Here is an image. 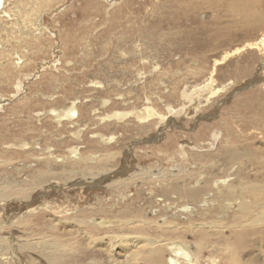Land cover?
I'll use <instances>...</instances> for the list:
<instances>
[{"label":"rangeland","instance_id":"1","mask_svg":"<svg viewBox=\"0 0 264 264\" xmlns=\"http://www.w3.org/2000/svg\"><path fill=\"white\" fill-rule=\"evenodd\" d=\"M257 3L264 12V1ZM225 6L223 0H2L0 221L35 216L45 239L65 253V264H111V254L117 264H127L129 255L128 264H155L145 249L127 245L134 233L184 241L189 257L210 264L209 256L218 252L211 242L220 248L227 235L233 238L231 224L242 214L237 203L221 208L213 188L205 186L210 200L202 206L188 204L190 216L181 207L188 203L186 198L173 193V202H166L158 182L147 185L140 178L124 196L97 180L103 168L125 166L140 174L145 168L174 166L183 171L180 180L195 177L190 184L196 185V180L197 187L208 180L230 184L250 176L255 185L264 184V133L255 117L264 104V50L246 46L260 42L264 26L245 25L226 14ZM132 28L138 41L125 43L129 53L115 43L131 35ZM166 32L175 33L169 42ZM154 35L159 38L148 44ZM231 51L210 82L216 59ZM131 66L133 71H124ZM71 108L78 117L66 114ZM170 119L174 125L167 124ZM143 124L149 128H141ZM162 130L166 135L152 140ZM197 134L203 139L194 142ZM202 141L203 148H196ZM231 151L240 156L232 163L227 155ZM193 153L200 155L203 167L190 159ZM247 153L252 154L251 162ZM40 167L53 170L52 175L38 176ZM77 169L81 173L75 175ZM127 212L131 217L143 213L148 222L140 229L119 226ZM87 218H106L111 225L91 229L85 226ZM165 220L172 228L163 226ZM202 220L217 225L196 229ZM31 229L21 228L24 233ZM253 230L233 247L240 264H264V224ZM115 234L126 240L116 252L108 243ZM6 235L13 236L1 231L0 248L8 245ZM201 239L200 252L196 243ZM19 250L8 246L0 253V264H54L55 254ZM134 253L145 260L136 255L133 259Z\"/></svg>","mask_w":264,"mask_h":264},{"label":"bare ground","instance_id":"2","mask_svg":"<svg viewBox=\"0 0 264 264\" xmlns=\"http://www.w3.org/2000/svg\"><path fill=\"white\" fill-rule=\"evenodd\" d=\"M225 3V9H226V14L232 16L233 18H235L236 20L244 23L247 26H256V25H262L264 26V12H261L260 9L258 8V1H264V0H223ZM1 3L2 0H0V7H1ZM3 8V7H2ZM2 13V11H1ZM5 15V14H4ZM1 16V15H0ZM230 23V22H229ZM227 24V22H226ZM206 30V29H205ZM130 34L133 35L132 29H129ZM171 34V35H170ZM175 34L173 32H166L164 33V38L166 40V42L171 41L174 37ZM129 34H125L123 36H120V42L115 43L118 46L125 48V50L127 52L130 53L129 50H127V48L124 46L125 43L128 40H131L132 42H136L138 40H134V35L131 36ZM159 36L158 35H154L153 37H150L149 39V43L151 44L153 41H155L156 39H158ZM262 38V37H261ZM92 39V38H91ZM133 39V40H132ZM95 41V40H94ZM195 41V40H194ZM193 41V42H194ZM86 42V41H85ZM92 43V41H91ZM83 44V43H82ZM90 45V44H89ZM263 46V48H260V46ZM246 46H248V48L251 49H258L259 51L264 50V35L263 38L260 40V42H249L246 44ZM246 46L244 45V47H239L237 48L235 51H240L241 49H245ZM197 47V46H196ZM121 48V49H122ZM195 50V49H193ZM200 50V49H197ZM202 50V48H201ZM89 51V50H88ZM133 52L135 53V48H133ZM191 52V51H190ZM205 53V52H203ZM231 52H227L226 55L223 57V59H216L215 65L213 66L212 70L210 71V82L214 80V73L217 70V66L219 64L222 63L223 60H225L230 54ZM191 54V53H190ZM89 55V54H88ZM93 55V54H92ZM116 55V54H115ZM207 55V54H206ZM1 56V55H0ZM113 56V55H112ZM3 57V56H2ZM90 57V56H89ZM132 57L136 58L139 57L138 55L133 56ZM206 57V56H205ZM202 58V57H201ZM3 59V58H2ZM199 59V58H198ZM24 60V59H23ZM26 60V59H25ZM187 63V62H186ZM195 63V62H194ZM127 65V64H126ZM22 67V66H21ZM123 67V66H122ZM119 68V67H118ZM17 69V68H16ZM18 70V69H17ZM134 70V66H131L128 69H125L124 71L128 72L129 71H133ZM200 70V69H199ZM19 71V70H18ZM203 72V71H202ZM201 74V73H200ZM216 74V73H215ZM32 76V75H31ZM8 78V77H7ZM10 80V79H9ZM6 81V80H5ZM250 82V81H249ZM257 83V82H256ZM246 86V85H244ZM212 87V86H211ZM24 88V87H23ZM176 92V91H175ZM174 94V92H173ZM149 97V96H148ZM193 100V99H192ZM172 101V100H171ZM169 102V101H168ZM75 105V104H74ZM152 107V106H151ZM211 107V106H210ZM149 108V107H148ZM147 108V109H148ZM38 112V111H37ZM150 112V110H149ZM64 114V113H63ZM67 115L69 114L70 116L73 117H78L79 113L77 112L76 109L71 108L67 113ZM91 114V111H90ZM150 114V113H149ZM154 114V113H153ZM52 115V114H51ZM57 116V115H56ZM148 116V115H146ZM255 117L257 119V121L261 124L260 127V132L264 133V104L262 109L255 114ZM56 118V117H55ZM163 118V117H162ZM169 118V117H168ZM70 119V118H69ZM89 119V118H88ZM146 119V118H145ZM151 119V118H150ZM195 119V118H194ZM153 120V119H151ZM221 120V119H220ZM225 121V120H224ZM57 122V121H56ZM146 122V121H145ZM148 122H150V120H148ZM165 122V121H164ZM177 122V121H176ZM185 122V121H184ZM194 122V121H193ZM221 123V122H220ZM163 124V123H162ZM166 124V123H165ZM168 125L173 124L174 125V121H172L171 119L168 120L167 122ZM218 124V123H217ZM223 124H225L223 122ZM52 125V124H51ZM55 125V124H54ZM53 125V126H54ZM65 125V124H64ZM81 125V124H80ZM87 125V124H86ZM167 125V126H168ZM182 125V123H181ZM46 126V125H45ZM66 126V125H65ZM69 126V125H68ZM39 127V126H38ZM164 127V125H163ZM178 127V126H177ZM192 127V126H191ZM190 127V128H191ZM143 129L145 128H149V124H143V127H141ZM185 128V127H184ZM227 128L230 129V126H228ZM65 129V128H64ZM69 129V128H68ZM208 129V128H207ZM134 130V129H133ZM161 130V128H160ZM164 130V128H163ZM163 130L158 133L159 135H157L155 138H153L152 140H158V139H162L166 133L163 132ZM173 130V129H172ZM176 130V129H175ZM181 130V129H180ZM197 130V129H196ZM37 131V130H36ZM67 131V130H66ZM192 131V130H191ZM213 131V130H212ZM58 132V131H57ZM65 132V131H63ZM93 132V131H92ZM188 132V131H187ZM194 132V131H193ZM196 132V131H195ZM211 132V131H210ZM39 133V132H38ZM36 133V134H38ZM59 133V132H58ZM69 133V132H68ZM219 132L215 133V140L219 139ZM40 134V133H39ZM38 134V135H39ZM74 134V133H73ZM191 134V133H190ZM202 135V134H201ZM200 134H197V139L194 140L195 141H200L203 139V136H201ZM209 135H211V133H209ZM190 136V135H189ZM93 137V136H92ZM45 138V137H44ZM71 138V137H70ZM128 138V137H127ZM193 138V137H192ZM226 139V138H225ZM127 140V139H126ZM140 140V141H144ZM151 140V139H149ZM206 140V139H205ZM89 141V140H88ZM92 141V140H91ZM96 141V140H95ZM93 141V142H95ZM189 141V146L192 147L193 146V142ZM98 142V141H97ZM131 142V141H130ZM225 140L222 143V139L220 140V144H225L224 143ZM49 143V142H48ZM55 143V141H54ZM58 143V142H57ZM55 143V144H57ZM89 143V142H88ZM92 143V142H91ZM99 143V142H98ZM123 143V142H122ZM61 144V143H60ZM66 144V143H65ZM97 144V143H96ZM230 144V143H229ZM64 145V144H63ZM87 145V143L85 144ZM89 145V144H88ZM101 145V144H100ZM133 144H131L132 146ZM206 145V144H205ZM228 145V144H227ZM231 145V144H230ZM58 146V145H57ZM130 146V147H131ZM136 146V145H135ZM212 147V145H210ZM60 147V146H59ZM89 147V146H88ZM195 147V146H194ZM203 148V141L202 143H198L196 145V148ZM79 148V147H78ZM90 148V147H89ZM93 148V147H92ZM127 148V147H126ZM125 148V149H126ZM206 148V147H205ZM72 150V148H69ZM81 149V148H80ZM88 149V148H87ZM121 149V148H120ZM78 149L73 148L72 151H75ZM91 150V149H90ZM107 150V149H106ZM111 150V149H110ZM132 150V149H131ZM79 151V150H78ZM84 151V150H83ZM87 151V150H86ZM85 151V152H86ZM100 151V150H99ZM109 151V150H108ZM188 151V150H187ZM113 152V151H111ZM123 152V151H122ZM127 152V151H126ZM108 153V152H107ZM189 153V151H188ZM79 154V153H78ZM73 155V154H72ZM111 155V154H110ZM228 157L230 159V162H234L235 160L237 161V159L240 158V156L238 155V153L235 151H231L228 152ZM246 155V154H244ZM50 156V155H49ZM74 156H76L74 154ZM95 156V155H94ZM65 157V156H64ZM77 157V156H76ZM79 157L82 158V156L80 155ZM88 157V156H87ZM91 157V155H90ZM151 157V155L149 156ZM247 157L248 159L252 160V154L247 153ZM86 158V157H85ZM97 158V157H96ZM108 158V157H107ZM61 159V158H60ZM80 159V158H79ZM180 159V158H179ZM192 159V161L194 162L195 165L203 167L205 164L201 161V157L198 153H193L192 157L190 158ZM67 160V159H66ZM83 160V159H82ZM90 160V159H89ZM98 160V159H97ZM78 161V160H77ZM96 161V160H95ZM99 161V160H98ZM102 161V160H101ZM111 161V160H110ZM67 162V161H66ZM118 163V161H116ZM86 163V162H85ZM95 163V162H94ZM99 163V162H98ZM226 163V161L224 162ZM72 164V163H70ZM208 164V163H207ZM221 164V163H220ZM74 165V164H73ZM22 166V165H21ZM90 166V164H89ZM93 166V165H92ZM91 166V167H92ZM123 166V165H122ZM229 166V165H228ZM234 166V165H233ZM107 167V166H106ZM121 167V166H120ZM102 168V167H101ZM128 168V167H127ZM125 169L124 166V170L122 169H114V170H107L103 171L100 170L99 174L100 176L98 177V182L100 183H106V187L109 189H113L114 191L117 192H122L124 196L127 195V193L129 191H131L132 187L134 185L137 184L138 181H140V178L146 180L145 183L148 184H152L155 185L156 182H158L159 184V188L158 191H160V195L163 197V199L167 202V201H171L174 200L172 198L173 197V193H175L177 196L175 198H186L188 203H184L181 204V207H183L184 211L187 212L189 211L190 207L188 206V204H195L197 206H202V203L205 204L208 202L207 196H205L204 194L207 191V188H213V190L215 191V200L217 201L216 203H220L218 204L221 208L225 207V205H227L228 207H230L233 203H237L238 204V209L237 211L242 212V214H237L235 215V221H233V223L231 224V232H232V236L235 240H233V238L230 235H227L226 241L224 243L221 244L220 248L218 247L219 244L213 243L211 242V245H214V247H217L218 252L216 253L217 256H213L211 257V255L208 258V262H210V264H240L241 262H239L238 258H240L239 256H237V250L235 251V249L233 248L235 245L236 241H241L243 238L245 239V237H247L249 234L252 233V231H254L253 229L259 225V224H264V184L260 186L255 185L252 180H251V176L250 177H246L247 180H240L237 183L233 182L230 184H226L225 181L224 183L221 182V180L218 178L216 180H214L212 183L208 180L207 184H202L201 187H197L198 183L196 182V185H191L190 181L191 179L193 180L195 177H190V178H184L182 180H180L179 178L181 177L180 174H182V169H177L176 167H172L170 169L167 170H162V168H145L143 169L142 173L138 174V173H134V172H130L128 171V169ZM65 169V168H64ZM86 169V168H84ZM90 170V168H88ZM97 169V168H96ZM225 169V168H224ZM21 170V169H20ZM67 170V169H66ZM75 170V169H74ZM99 170V168H98ZM198 170V169H197ZM196 170V171H197ZM203 170V169H202ZM39 171V175L42 178H48L47 175L51 174L52 172L47 169V168H38ZM187 171V170H186ZM195 171V170H194ZM67 172V171H65ZM71 172V171H70ZM88 171L82 172V173H86ZM188 172V171H187ZM68 173V172H67ZM75 175L80 174L81 170L77 169L76 172H74ZM96 173V172H95ZM190 174V173H189ZM209 174V173H208ZM216 174V173H215ZM68 175V174H67ZM71 175V174H70ZM74 175V174H73ZM83 175V174H82ZM94 175V174H93ZM98 175V174H97ZM184 175V174H182ZM188 175V174H187ZM212 175V174H211ZM249 175V173H248ZM92 176V175H91ZM66 180L68 178H65ZM215 179V178H214ZM225 179V178H224ZM227 179V178H226ZM143 180V181H144ZM234 180V179H233ZM106 181V182H105ZM220 181V183H219ZM82 182V181H80ZM80 182H78V184H80ZM141 182V181H140ZM85 183V182H84ZM77 185V184H76ZM151 185V186H152ZM214 185V186H213ZM157 186V185H156ZM205 186H207V188H205ZM151 188V187H150ZM142 189V188H141ZM140 189V190H141ZM212 190V191H213ZM156 191V190H155ZM210 191V190H209ZM211 192V191H210ZM213 193V194H214ZM0 194H3L2 191H0ZM204 195V196H202ZM128 196V195H127ZM132 197V196H131ZM202 197V198H201ZM213 201V200H212ZM173 202V201H171ZM173 204V203H172ZM216 204V205H217ZM27 207H29V204H26ZM21 208H25V204L23 206H21ZM199 208V207H198ZM217 208V207H215ZM38 209V208H37ZM127 209V208H126ZM161 209V208H160ZM192 210V209H191ZM199 210V209H198ZM212 210V209H211ZM208 210V211H211ZM36 211V210H35ZM96 211V210H94ZM158 211V210H157ZM203 211V210H202ZM217 211V210H216ZM215 211V213H216ZM194 212V211H193ZM89 213V212H88ZM159 213V212H158ZM163 213V212H162ZM189 215L192 214V211L187 212ZM211 213V212H209ZM213 213V212H212ZM194 214V213H193ZM235 214V213H233ZM232 214V215H233ZM132 215V214H131ZM144 214L143 213H137L135 212V216L131 217L129 216V213H125L123 215V218L121 217V219L119 221H121V225L119 226H132V227H137V229L143 228L144 224H146L144 218L142 217ZM161 215V214H160ZM214 215V214H213ZM159 216V215H158ZM191 216V215H190ZM202 216V214H201ZM211 216V214H210ZM22 217V215L20 216ZM153 217V216H151ZM155 217V216H154ZM204 217V216H203ZM208 217V216H206ZM187 218V217H186ZM194 218V217H193ZM214 218V216H213ZM230 218V217H229ZM233 218V216H232ZM87 218L85 220V226L86 227H91V229L95 228V229H100V227H108L111 224L106 220V218H102L100 220H98L97 222H94L93 219ZM190 219V218H188ZM200 219V218H199ZM96 220V219H95ZM151 220V219H149ZM153 220V219H152ZM196 220V219H195ZM208 220V219H207ZM213 220V219H212ZM215 220V219H214ZM40 221V220H39ZM36 221L35 216H27L21 219H7V220H2L0 221V232L3 230H6L8 232H10L13 236H15V238L17 239V243L15 242V240L13 239V236H4V239H6V241L8 242L7 247H1L0 248V253L3 252L4 250H6L9 246V248H17L22 250L23 252L25 251H36L38 254L42 253L46 256L48 255H54L55 254V258L51 261V263L54 264H65V253H62V249H57L56 246L51 245V240L50 239H45V237L43 236L45 233L41 232L38 222ZM154 221V220H153ZM158 221V220H157ZM225 221V220H224ZM152 222V221H151ZM160 222V221H159ZM165 222H167L165 220ZM170 222V221H169ZM169 222H167L166 224H163V226H169V228L171 227ZM212 222H216V221H212ZM218 222V221H217ZM232 222V221H231ZM119 223V224H120ZM230 223V222H229ZM187 224V223H184ZM228 224V223H227ZM95 225V226H94ZM148 225V224H147ZM172 225V224H171ZM217 224L213 225V223L208 222V221H203L202 222H198L196 223V225L194 226L196 229H204V228H209V227H213L216 226ZM222 225V224H221ZM179 226V224H178ZM183 225H180V227L182 228ZM227 226V225H226ZM150 227V226H149ZM162 227V226H160ZM175 227V226H174ZM192 227V226H191ZM222 226H220L221 228ZM228 227V226H227ZM260 227V226H259ZM21 228H32L30 231L28 232H23L21 230ZM130 228V227H129ZM146 228V227H145ZM172 228V227H171ZM178 228V227H177ZM180 228V229H181ZM216 228H219L218 226ZM224 228V227H223ZM103 229V228H101ZM100 229V230H101ZM183 229V228H182ZM192 229V228H191ZM210 229V228H209ZM222 229V228H221ZM154 230V229H153ZM157 230V229H156ZM161 230V228H160ZM177 230V229H176ZM185 230V229H184ZM205 230V229H204ZM211 230V229H210ZM102 231V230H101ZM169 231V230H168ZM193 231V230H192ZM195 231V230H194ZM207 231V230H206ZM105 232V231H104ZM107 232H109V229H107ZM133 232V231H132ZM219 232V231H218ZM43 233V234H42ZM170 233V232H169ZM208 233V232H207ZM210 233V232H209ZM110 234H112L110 232ZM165 234V232H164ZM132 237L128 240V244L127 245H134L137 249H141V247L148 252V255L152 258V260L155 262V264H198V259L195 258H191L189 257V253L188 251H186L187 249H185L181 243L185 244L184 241H181V243L176 239V240H172V241H168L167 239H161V238H157L153 235H148V234H138V233H134L131 234ZM158 235V234H157ZM173 235V234H172ZM113 235H110V237ZM122 235L119 234H115L113 237H111L110 240H108L110 243V251H115L116 252V248H118L120 246V244L123 241V238H121ZM165 237V235H163ZM107 237V236H106ZM115 237V238H114ZM167 238V237H166ZM171 238V237H169ZM108 239V237H107ZM174 239V238H173ZM202 239H205L202 236ZM199 240L196 244H198V247L196 251H203L202 248L204 247L203 241ZM209 240V239H208ZM191 241V240H190ZM196 241V240H195ZM206 241V240H205ZM219 241V240H218ZM20 242H23L22 245L18 244ZM192 242V241H191ZM215 242V241H214ZM140 243H142V245L138 246ZM187 243V242H186ZM189 243V242H188ZM238 243V242H237ZM240 243V242H239ZM123 244V243H122ZM210 244V243H208ZM242 244V243H240ZM186 247L188 246L187 244H185ZM217 245V246H216ZM26 248L25 250L22 249ZM189 247V246H188ZM191 247V246H190ZM206 247V246H205ZM213 247V246H210ZM236 247V246H235ZM219 248V249H218ZM185 249V250H184ZM238 249V248H237ZM19 250V251H20ZM191 250V249H190ZM189 250V251H190ZM168 251H170L171 253H168ZM48 253H53V254H48ZM203 253V252H202ZM210 254V253H209ZM212 254V253H211ZM220 254V255H219ZM135 255L137 256V259H141L142 261L145 260V257H141V255L134 253L133 254V259L135 257ZM184 255L185 257H189L187 258V260H183L182 256ZM192 255V254H191ZM197 255V254H196ZM199 255V254H198ZM213 255V254H212ZM19 256V255H18ZM131 256V255H129ZM127 256V259L125 260L126 263H129V259L130 257ZM193 256V255H192ZM199 257V256H198ZM204 258V257H202ZM207 258V257H205ZM200 259V258H199ZM23 260V259H22ZM205 260V259H204ZM21 261V260H19ZM93 264L95 263V260H90ZM241 261V260H240ZM114 263L117 264L114 256L111 254L110 256V263ZM24 263V262H23ZM111 263V264H112ZM120 263V262H119ZM245 263V262H244ZM96 264V263H95ZM206 264V263H204ZM248 264V263H247Z\"/></svg>","mask_w":264,"mask_h":264}]
</instances>
